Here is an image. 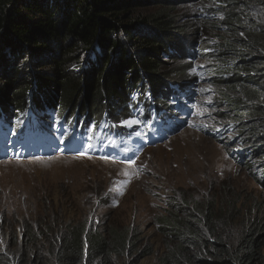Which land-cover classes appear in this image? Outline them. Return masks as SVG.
I'll use <instances>...</instances> for the list:
<instances>
[{"label":"trees","instance_id":"16d2710c","mask_svg":"<svg viewBox=\"0 0 264 264\" xmlns=\"http://www.w3.org/2000/svg\"><path fill=\"white\" fill-rule=\"evenodd\" d=\"M252 1L213 0L216 7L203 8L204 0H0V115L11 116L6 125L26 140L39 131L63 148L91 143L98 128L121 139L125 120L175 126L170 106L181 109L196 65L211 57L220 61L204 67L221 91L215 108L228 107L226 117L238 124L244 116L264 126V27L246 9L264 0ZM198 9L222 15L210 27L229 39L201 45ZM166 213L156 220L162 250L154 264H264L263 220L213 200L185 201ZM97 220L43 210L21 222L0 264H148L153 253L141 246L138 229Z\"/></svg>","mask_w":264,"mask_h":264},{"label":"rangeland","instance_id":"374dc122","mask_svg":"<svg viewBox=\"0 0 264 264\" xmlns=\"http://www.w3.org/2000/svg\"><path fill=\"white\" fill-rule=\"evenodd\" d=\"M203 4V8L216 7L213 0ZM246 9L251 21L264 27V5L248 3ZM202 11L198 9L194 18L202 23L197 41L217 47L230 33L214 30L210 23L224 18L209 13L204 17ZM199 62L186 99L178 98L181 109L170 106L176 115L173 134L163 142L147 144L137 152L134 163L59 152L0 160V232L4 228L0 252L8 255V241L20 237L21 222H32L43 210L64 209L75 221L93 218L97 223L100 218L108 226L114 221L133 226L138 229L141 246L152 250L153 256L145 261L148 264H154L155 254L162 250L156 220L170 210L177 211L182 202L213 200L222 207L232 204L240 217L264 221V126L251 125L244 116L242 124L232 121L226 117L232 112L222 103L215 108L220 104L221 91L210 75H205L204 67L220 61L210 57ZM259 85L264 88V77H260ZM9 119L11 116H6ZM125 121L135 123L129 126ZM125 121L130 129L136 125L133 132L141 125L138 119ZM247 160L251 169L245 165Z\"/></svg>","mask_w":264,"mask_h":264},{"label":"snow or ice","instance_id":"6c2138e0","mask_svg":"<svg viewBox=\"0 0 264 264\" xmlns=\"http://www.w3.org/2000/svg\"><path fill=\"white\" fill-rule=\"evenodd\" d=\"M126 124H128L129 126L132 124V123H135V121H125ZM81 155H84V153H81ZM127 175V174H126ZM124 184H127L128 181H124L123 182ZM121 195L123 194L122 192L120 193Z\"/></svg>","mask_w":264,"mask_h":264},{"label":"bare ground","instance_id":"6f19581e","mask_svg":"<svg viewBox=\"0 0 264 264\" xmlns=\"http://www.w3.org/2000/svg\"><path fill=\"white\" fill-rule=\"evenodd\" d=\"M133 128H135V126H133Z\"/></svg>","mask_w":264,"mask_h":264}]
</instances>
